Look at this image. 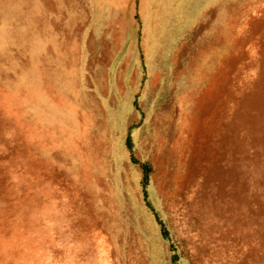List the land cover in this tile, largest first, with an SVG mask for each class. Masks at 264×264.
I'll return each instance as SVG.
<instances>
[{
	"label": "rangeland",
	"instance_id": "1",
	"mask_svg": "<svg viewBox=\"0 0 264 264\" xmlns=\"http://www.w3.org/2000/svg\"><path fill=\"white\" fill-rule=\"evenodd\" d=\"M165 1L0 0V264H264V0Z\"/></svg>",
	"mask_w": 264,
	"mask_h": 264
},
{
	"label": "crops",
	"instance_id": "2",
	"mask_svg": "<svg viewBox=\"0 0 264 264\" xmlns=\"http://www.w3.org/2000/svg\"><path fill=\"white\" fill-rule=\"evenodd\" d=\"M148 1H152L151 3H154V5H156V4H162V1H164V0H139V4H140V9H142V12L144 11V8L148 5L147 3H148ZM160 1H161V3H160ZM166 1H168V0H166ZM165 1V2H166ZM143 24H142V31H141V35H142V37H143V39H144V37L145 36H147V32H145V24H144V22H142ZM139 42H142L141 40H139ZM156 73L155 72H153L151 75H155ZM150 75V76H151ZM156 75H158V74H156ZM148 82H149V80H148Z\"/></svg>",
	"mask_w": 264,
	"mask_h": 264
}]
</instances>
